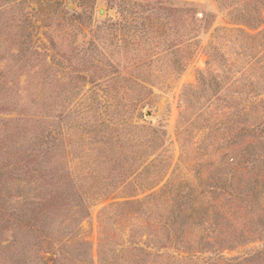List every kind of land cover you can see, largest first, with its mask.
I'll use <instances>...</instances> for the list:
<instances>
[{"label":"rangeland","instance_id":"1","mask_svg":"<svg viewBox=\"0 0 264 264\" xmlns=\"http://www.w3.org/2000/svg\"><path fill=\"white\" fill-rule=\"evenodd\" d=\"M262 129L264 0H0V264L81 242L99 264L104 225L114 250L264 264ZM160 190L190 194L174 228L116 207Z\"/></svg>","mask_w":264,"mask_h":264},{"label":"trees","instance_id":"2","mask_svg":"<svg viewBox=\"0 0 264 264\" xmlns=\"http://www.w3.org/2000/svg\"><path fill=\"white\" fill-rule=\"evenodd\" d=\"M258 136L264 140V129L261 130ZM235 158H232L233 162H235ZM260 158H261V162H260L261 164L263 163L264 160L263 155H259L258 157H256L255 161H260ZM254 167L257 166L254 165ZM154 181L155 179H151L150 181L149 179H145L143 182L139 183V186L146 188L148 184V188L152 189L153 187H155L156 184ZM164 191L165 190L154 192L143 200H135V201L127 202L125 204H117L116 207L137 206L138 208L140 209L144 208L148 213L153 214L151 206L155 205L156 202L162 201V203H164L167 206L168 209L167 212L170 214V215H166L164 219L168 220V224L171 225L172 228H174L173 225L176 222V219H179L181 216L180 210L183 209L181 207L184 204L185 199H187L190 196V194H186L182 196L179 200H175L173 198L165 199ZM173 206H175L174 210H172ZM114 207L115 206L112 205L108 208H105L102 212V216L107 215L110 211L114 210L113 209ZM160 218L162 217L160 216ZM193 219L194 218H192L191 220ZM131 238H133V235L131 236ZM182 242L183 239H181V243ZM223 242H224L223 240H219L218 243L219 247L218 249H216V251L219 252L218 260L212 262V259H210V261H208L207 264H212V263L242 264L245 261H250L248 260L249 256L245 258L244 257L226 258L222 256L224 250L232 248V245H227V243H223ZM155 243L159 244L158 241H154V243L152 244L155 245ZM114 245H116L115 239L113 236L109 235L108 228L106 225H104L100 232L99 250H98L99 264H184L187 260H189L185 258L177 259L175 257L168 255L172 259L169 261H165L163 259L164 255L160 254L159 252L152 253L150 251L151 249H153V247H150L148 243H145L144 247H133L132 243L130 242L129 246L122 245V248L120 250L112 249ZM68 249H70L71 251V246H68ZM72 252L76 254V257H79L81 259L80 260L81 264H94L93 259L91 257V245L81 242L80 244H77V247L74 248ZM70 254L71 252L67 251V249L64 247L62 249L57 250L56 253H53L51 257H49L44 262H42L39 258V261L41 262L39 264H76L75 258L71 259V257H69ZM86 254L87 256H89V260L87 261L85 260ZM254 255H256V257L264 255V249L254 250ZM136 258H138V260H136ZM19 263L24 264V262L23 261L20 262V260Z\"/></svg>","mask_w":264,"mask_h":264}]
</instances>
